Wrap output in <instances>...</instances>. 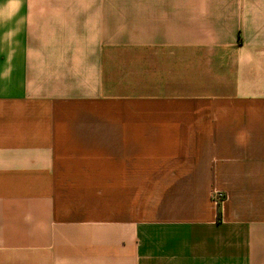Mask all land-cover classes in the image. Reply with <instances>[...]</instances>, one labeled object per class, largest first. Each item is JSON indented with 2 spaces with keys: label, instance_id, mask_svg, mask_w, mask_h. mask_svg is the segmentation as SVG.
<instances>
[{
  "label": "crops",
  "instance_id": "0c3cea01",
  "mask_svg": "<svg viewBox=\"0 0 264 264\" xmlns=\"http://www.w3.org/2000/svg\"><path fill=\"white\" fill-rule=\"evenodd\" d=\"M0 264H264V0H0Z\"/></svg>",
  "mask_w": 264,
  "mask_h": 264
},
{
  "label": "trees",
  "instance_id": "16d2710c",
  "mask_svg": "<svg viewBox=\"0 0 264 264\" xmlns=\"http://www.w3.org/2000/svg\"><path fill=\"white\" fill-rule=\"evenodd\" d=\"M222 200V197H221ZM221 217V205L220 202L217 204V219L220 220Z\"/></svg>",
  "mask_w": 264,
  "mask_h": 264
},
{
  "label": "built area",
  "instance_id": "2783aa9c",
  "mask_svg": "<svg viewBox=\"0 0 264 264\" xmlns=\"http://www.w3.org/2000/svg\"><path fill=\"white\" fill-rule=\"evenodd\" d=\"M221 195L220 194H216L214 195V201L218 204L219 202H221Z\"/></svg>",
  "mask_w": 264,
  "mask_h": 264
}]
</instances>
